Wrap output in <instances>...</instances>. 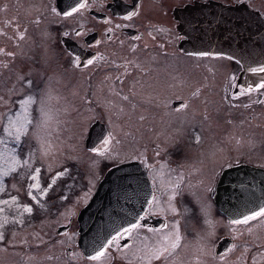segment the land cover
Listing matches in <instances>:
<instances>
[{"label":"flooded vegetation","instance_id":"af4514ba","mask_svg":"<svg viewBox=\"0 0 264 264\" xmlns=\"http://www.w3.org/2000/svg\"><path fill=\"white\" fill-rule=\"evenodd\" d=\"M208 1L0 0V91L9 109H20L27 122L45 82L62 89L65 100L77 85L86 135L98 121L108 141L89 151L117 145L119 158L109 167L132 162L133 198L142 200L100 260L79 247V208L66 222L39 228L40 240L19 248L16 258L5 248L2 264H264V216L233 223L244 219L216 203L221 187L235 198L232 168L264 169V88H257L264 82L241 83L240 63L210 51V43L194 44L212 40L210 18L253 10L264 21V0H215L241 9L233 13L193 8ZM44 37L61 52L59 73L44 72ZM177 229L179 247L166 260L150 261Z\"/></svg>","mask_w":264,"mask_h":264},{"label":"rangeland","instance_id":"374dc122","mask_svg":"<svg viewBox=\"0 0 264 264\" xmlns=\"http://www.w3.org/2000/svg\"><path fill=\"white\" fill-rule=\"evenodd\" d=\"M46 40L44 37L42 46L44 72L59 73L64 66L61 52H55L53 44ZM45 83L48 86L38 110H28L34 116L27 122L18 115L20 109H9L7 98H2L4 92L0 91V264L5 248H11L14 259L19 248L40 240L39 228L66 222L69 214L88 202L96 183L119 158L115 144L101 153L85 148L89 119L78 96L82 90L76 85L74 96L65 100L55 83ZM66 87V91L72 90L71 85ZM13 101L14 97L10 104ZM22 137H26V142ZM126 143L130 146V140ZM58 173L64 174L57 177ZM37 183L39 189L31 188ZM43 189L47 192L42 194ZM25 206L35 213L39 206L38 215L25 211Z\"/></svg>","mask_w":264,"mask_h":264},{"label":"water","instance_id":"95a60500","mask_svg":"<svg viewBox=\"0 0 264 264\" xmlns=\"http://www.w3.org/2000/svg\"><path fill=\"white\" fill-rule=\"evenodd\" d=\"M193 6L201 12L202 9L214 12L230 9L232 13L241 10L215 0L198 2ZM207 21L214 26V33L209 34L212 40L194 43L198 44L195 46L210 43V51L224 53L240 63L241 83L256 85L264 82V71H253L264 68V21L260 15L252 10L235 19L219 17ZM203 35L206 38V34ZM102 126L98 121L90 125L84 141L85 148L96 151L102 147L106 140ZM132 165L128 162L108 168L88 202L79 210L78 244L85 255H95L121 227L131 225L135 220L136 209L142 200L133 198ZM231 170H235L237 176L231 190L235 198H229L225 188L221 187L216 203L225 215L243 220L264 208V169L242 165Z\"/></svg>","mask_w":264,"mask_h":264},{"label":"snow or ice","instance_id":"6c2138e0","mask_svg":"<svg viewBox=\"0 0 264 264\" xmlns=\"http://www.w3.org/2000/svg\"><path fill=\"white\" fill-rule=\"evenodd\" d=\"M73 11H76V9H73ZM69 13H66V15H68ZM11 55V54H10ZM88 64H92L93 61L92 60H88L87 61ZM253 71H264V68L261 69H253ZM257 88H264V83H261L259 85H257ZM253 89L249 88L247 89V91H252ZM179 111V108L177 109ZM108 143L107 140L104 141V144L106 145ZM37 173L39 172V169L36 170ZM64 173H58L57 177L62 176ZM33 179H36V177L34 176ZM55 179L53 178L52 183H55ZM52 185H49V188ZM39 184H33L31 185V188L34 189H39ZM47 189H43L42 190V194L46 193ZM31 195V192L29 193ZM33 200H37L36 196H32ZM37 203H39V201L37 200ZM25 211L27 212H31L32 209L29 206H25ZM259 216H264V208H261L259 212L254 213L252 216H248L245 217L243 221H233V223H247L249 220L255 219L256 217ZM133 228L137 227V225H133ZM123 234H130V230L129 229H124V233ZM122 234L121 233H117L116 236H114L112 238V240L108 241V245H111L112 243H114L117 239L121 238ZM170 237L169 236H165L164 237V242L161 243L158 247L155 248V250L151 251V255L149 257V260H161L163 259H167L166 254L170 255L171 251L176 249L177 247H179L180 244V240H181V236L179 235V231L177 229V231L175 232V238L171 240L170 244L168 243ZM124 247H127V245H124ZM106 255V251L105 249L102 247L100 250H98L95 255H92L90 257H88L90 260L96 261V260H100L102 257H104Z\"/></svg>","mask_w":264,"mask_h":264},{"label":"bare ground","instance_id":"6f19581e","mask_svg":"<svg viewBox=\"0 0 264 264\" xmlns=\"http://www.w3.org/2000/svg\"><path fill=\"white\" fill-rule=\"evenodd\" d=\"M86 149H87V148H86ZM87 150H88V149H87ZM109 168H110V167H109ZM105 172H106V171H105ZM103 175H104V174H103ZM102 177H103V176H102ZM102 177H101V178H102ZM100 180H101V179H100ZM93 193H94V192H93ZM89 199H90V198H89ZM83 206H84V205H83ZM83 206H82V207H83ZM82 207H81V208H82Z\"/></svg>","mask_w":264,"mask_h":264}]
</instances>
